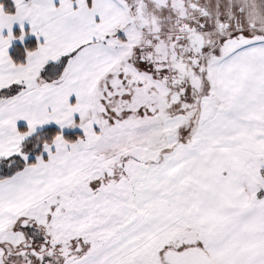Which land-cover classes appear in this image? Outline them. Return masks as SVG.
<instances>
[{"label": "snow or ice", "instance_id": "snow-or-ice-1", "mask_svg": "<svg viewBox=\"0 0 264 264\" xmlns=\"http://www.w3.org/2000/svg\"><path fill=\"white\" fill-rule=\"evenodd\" d=\"M0 264H264V0H0Z\"/></svg>", "mask_w": 264, "mask_h": 264}]
</instances>
